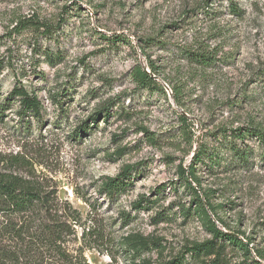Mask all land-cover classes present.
Wrapping results in <instances>:
<instances>
[{"label": "rangeland", "instance_id": "1", "mask_svg": "<svg viewBox=\"0 0 264 264\" xmlns=\"http://www.w3.org/2000/svg\"><path fill=\"white\" fill-rule=\"evenodd\" d=\"M148 63L164 92L136 83ZM16 86L36 95L39 119L18 117ZM0 109V176L53 200L77 264H130L119 246L129 234L149 240L141 258L153 264H203L190 248L212 235L178 172L193 163L210 216L250 249L222 243L214 263L264 264V142L236 140L245 165L194 162L232 129L264 131V0H0ZM127 166L125 192H100ZM14 243L1 233L0 253Z\"/></svg>", "mask_w": 264, "mask_h": 264}, {"label": "trees", "instance_id": "2", "mask_svg": "<svg viewBox=\"0 0 264 264\" xmlns=\"http://www.w3.org/2000/svg\"><path fill=\"white\" fill-rule=\"evenodd\" d=\"M232 3H230L231 5ZM238 11V10H237ZM150 39V38H149ZM144 44H148V40ZM151 44L147 45L149 47ZM195 61L203 66L210 63L213 59L211 55L197 53ZM147 72L141 66H137L133 72L136 83L143 88L157 85L164 92V88L158 83L157 69L152 63H148ZM10 95L18 99L19 109L16 111L20 119L32 116L36 120L40 116V101L35 94L27 92L22 86L14 87ZM2 110L0 109V113ZM182 120L185 117L180 116ZM248 136H254L261 142H264V131L247 127L246 130L232 129L228 136L218 146L227 151L226 157H222L219 147L208 151L204 147L200 148L195 154L194 162L203 163L204 159L211 166L224 165L231 169L237 162L245 165L250 155V149L237 145V139H244ZM195 163L189 165L186 170L182 165L178 167V172L184 181V184L191 190L194 206L192 211L198 216L202 224L211 233L212 239L202 243L194 244L190 250L201 263L205 264L201 256L214 254V263L219 259L223 244L231 243L241 249L245 254H250V249L246 242L231 233L221 230L216 221L222 223V220L214 214L210 216L209 210L213 212V206L209 205V196L206 191L203 192V198L208 203L205 206L204 200L200 194L201 185L199 178L195 174ZM241 165V164H240ZM133 166H127L114 177H105L100 184V192L106 196L120 194L126 191L131 182L128 181L130 171ZM203 191V190H202ZM52 199L36 186L29 184L17 176H0V234L9 236V240H17L20 243L9 245L0 253V264H77L80 259L77 255L70 256L65 252L62 244L65 236L70 234L71 226L68 222L60 220L54 216ZM188 208L187 210H189ZM27 240V241H26ZM217 240H221L217 244ZM25 245V247H24ZM150 242L146 237L138 234H129L122 238L119 246L123 247L122 254H126L130 264H153L149 259L141 258V254L149 248ZM258 258L263 259L260 251H255ZM161 264H184L183 257H174L171 260L164 261ZM252 264H261L257 259H252Z\"/></svg>", "mask_w": 264, "mask_h": 264}, {"label": "water", "instance_id": "3", "mask_svg": "<svg viewBox=\"0 0 264 264\" xmlns=\"http://www.w3.org/2000/svg\"><path fill=\"white\" fill-rule=\"evenodd\" d=\"M147 72H150L149 70H146ZM151 75L154 77V78H157L154 74L151 73Z\"/></svg>", "mask_w": 264, "mask_h": 264}]
</instances>
